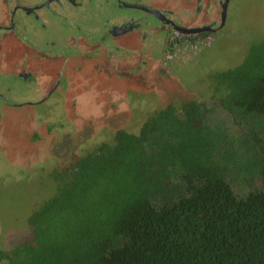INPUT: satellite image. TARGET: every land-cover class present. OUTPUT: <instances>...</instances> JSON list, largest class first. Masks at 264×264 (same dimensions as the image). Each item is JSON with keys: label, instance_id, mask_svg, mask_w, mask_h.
Wrapping results in <instances>:
<instances>
[{"label": "trees", "instance_id": "16d2710c", "mask_svg": "<svg viewBox=\"0 0 264 264\" xmlns=\"http://www.w3.org/2000/svg\"><path fill=\"white\" fill-rule=\"evenodd\" d=\"M216 77L213 101L155 111L62 170L0 264H264V40Z\"/></svg>", "mask_w": 264, "mask_h": 264}, {"label": "rangeland", "instance_id": "374dc122", "mask_svg": "<svg viewBox=\"0 0 264 264\" xmlns=\"http://www.w3.org/2000/svg\"><path fill=\"white\" fill-rule=\"evenodd\" d=\"M179 1V11L188 7ZM53 29L56 36L36 31L37 42H56L46 50L0 33V254L33 238L30 216L57 192L62 170L113 144L118 131L138 132L155 111L213 101L216 74L242 63L264 40V0H230L225 23L206 45L181 43L163 66L155 56L141 68L143 60L126 62L145 54L138 36L115 39L133 53L124 49L111 58L76 30L82 46L76 42L74 55L72 30ZM21 69L38 82H25ZM54 81L53 94L41 93V85Z\"/></svg>", "mask_w": 264, "mask_h": 264}, {"label": "flooded vegetation", "instance_id": "af4514ba", "mask_svg": "<svg viewBox=\"0 0 264 264\" xmlns=\"http://www.w3.org/2000/svg\"><path fill=\"white\" fill-rule=\"evenodd\" d=\"M94 1L96 0H93V2ZM106 1H111L110 3H112L111 5L114 7L113 13L124 15L121 20H115L109 26L108 35L137 32V34L135 33L133 36H138L139 40L141 38L148 49L151 48L152 42H154V49H161V55L163 57L162 63L164 64L171 62L169 60L166 61L167 54L170 52L171 42L178 45V43L183 44L185 41L197 39V41L193 44L191 43L190 46L206 45L209 42L206 38L210 36L211 32H214L225 23L230 3V0H186L188 7L179 11L171 7H158L152 5L150 2L157 0ZM38 2L29 7L18 4L20 8L17 9L32 15L36 20H40L39 10L42 8L56 15L63 16L67 14L66 10H69L67 3H70L72 7L80 13L90 0H40ZM55 5H58L60 9H56ZM205 7H208L206 11H204ZM15 13L16 10H14L13 15H15ZM215 14H218V16L215 17ZM18 21L22 23L25 22L23 18L18 19ZM16 22L17 20L13 18L8 27L13 28ZM193 29L198 30L194 32L192 31ZM199 29L203 30L199 31ZM157 32H160L162 35L159 34V37L156 34ZM202 36L206 39L204 45L198 42L199 40H203ZM145 38H148V40L145 41ZM21 74L23 76L28 75L25 71L21 72ZM56 82L54 86L57 85ZM53 91L54 89L52 88L50 94H52Z\"/></svg>", "mask_w": 264, "mask_h": 264}, {"label": "crops", "instance_id": "0c3cea01", "mask_svg": "<svg viewBox=\"0 0 264 264\" xmlns=\"http://www.w3.org/2000/svg\"><path fill=\"white\" fill-rule=\"evenodd\" d=\"M40 0H0V33L2 35H8L15 37H18L23 44L29 45L30 47H33L35 49H43L46 50V48L52 44L55 45L56 42H51L50 40H47V42L42 43L37 42L40 40V37L37 38L36 31H41L43 33L48 34L53 32L56 27L57 29H66L67 34L70 35V31L72 30L73 40L75 39L76 30L80 31L82 34V39H84L88 45H103L107 51L111 52V58H113V55L115 53H119L120 51H123L126 49L128 52L133 51L124 45L118 44V42H115L118 39V37H123L124 35H135L137 32H128L123 33L119 35H108V28L109 26L115 21V20H121L123 18V14H116L113 13V5L109 1L106 0H90L87 5L84 6V9L82 11L77 12L74 7L70 3H67V6L69 10L67 11V15L64 14L63 16L56 15L52 13L51 11L42 8L39 10L40 14V20H36L32 15L26 14L24 11H21L18 6V4L22 6H32L35 3ZM169 0H165L164 5H162L163 0H157V1H150L152 5L158 6V7H171L174 9H177L178 4L180 3L179 0H170V3L167 4ZM39 3V2H38ZM85 4V2H84ZM93 4V5H92ZM187 4V3H186ZM9 7V11L7 8ZM56 9H60L58 5H55ZM14 10H16L15 15H13ZM178 10V9H177ZM21 11V12H20ZM60 11V10H59ZM83 12V13H82ZM64 13V12H63ZM84 15V16H81ZM17 20L16 25L13 28L8 27L13 20ZM23 18L25 22H19L18 19ZM22 23V24H21ZM58 34V31H54V35L56 36ZM159 37L161 34L160 32L156 33ZM93 40V41H91ZM137 40L139 38L137 37ZM145 41L148 40V38L144 39ZM76 42L81 45V37L77 38L73 42V53L76 54ZM2 43V42H1ZM154 42L151 44V48L148 49L147 45L145 44V54L142 57H133L126 60L127 63L130 61L134 62L137 61L138 63L142 61V64H138L141 67L146 66L145 61L151 60V57L155 56L157 57L159 64L163 66L164 63H162V55H161V49H154ZM4 44L2 43V47ZM82 46V45H81ZM49 48V47H48ZM87 48V47H85ZM137 51V50H135ZM157 53V54H156ZM53 54V53H52ZM146 59V60H145ZM27 72V76H23L21 72ZM17 73V71H16ZM20 75L25 79V82L31 79V81L38 82L37 77H35L34 72H29L26 69L20 70ZM55 84V81L49 85L43 84L41 85L40 89L42 90L41 93L44 92V94H50V90H52L53 86ZM59 86V85H58ZM55 86L53 89L55 91ZM40 91V90H39ZM46 91V92H45ZM53 91V93H54ZM52 93V94H53Z\"/></svg>", "mask_w": 264, "mask_h": 264}, {"label": "built area", "instance_id": "2783aa9c", "mask_svg": "<svg viewBox=\"0 0 264 264\" xmlns=\"http://www.w3.org/2000/svg\"><path fill=\"white\" fill-rule=\"evenodd\" d=\"M208 38H210V36H209ZM208 38H206V39H208ZM206 39H203V40H201V41L199 40L198 42H203V45H204ZM209 41H210V40H209ZM185 42H186L187 44H186V43H183V44H186V45L188 46L189 44L193 43V39H192L191 41H185ZM170 45H171V46H170V49H169L170 52H168V54H167V57H168V58L166 57V58H167V61L170 60V59H172V54H171V53H172V49H173V50L176 49L177 46L180 45V43H178V45H176L174 42H171ZM187 46H185V47H187ZM201 46H202V45H201ZM177 50H179V49H177Z\"/></svg>", "mask_w": 264, "mask_h": 264}, {"label": "water", "instance_id": "95a60500", "mask_svg": "<svg viewBox=\"0 0 264 264\" xmlns=\"http://www.w3.org/2000/svg\"><path fill=\"white\" fill-rule=\"evenodd\" d=\"M204 29V28H203ZM203 29H199V31L203 30ZM198 29H193L192 31L196 32Z\"/></svg>", "mask_w": 264, "mask_h": 264}]
</instances>
